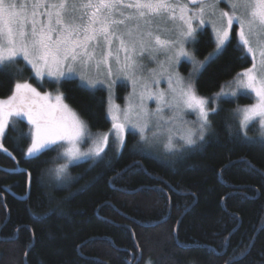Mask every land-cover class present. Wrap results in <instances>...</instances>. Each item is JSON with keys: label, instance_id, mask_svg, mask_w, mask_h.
I'll return each mask as SVG.
<instances>
[{"label": "trees", "instance_id": "trees-1", "mask_svg": "<svg viewBox=\"0 0 264 264\" xmlns=\"http://www.w3.org/2000/svg\"><path fill=\"white\" fill-rule=\"evenodd\" d=\"M193 48L200 60L215 50L210 30ZM250 61L229 48L198 75L197 94L212 101ZM13 91L14 81L0 76V99ZM62 92L92 131L110 129L106 91L73 80ZM253 102L221 99L215 134L173 157L152 155L129 133L121 152L107 147L105 163L71 166L70 182L49 175L55 152L26 157L25 122L9 127L12 155L0 148L4 264H137L134 256L139 264H264V144L226 131L234 109Z\"/></svg>", "mask_w": 264, "mask_h": 264}, {"label": "snow or ice", "instance_id": "snow-or-ice-1", "mask_svg": "<svg viewBox=\"0 0 264 264\" xmlns=\"http://www.w3.org/2000/svg\"><path fill=\"white\" fill-rule=\"evenodd\" d=\"M204 25H211L215 36V51L206 59L214 62L229 48L245 62L251 58V67L237 73L234 87L229 83L232 90L223 94H254L255 103L238 106L226 131L236 141L264 144V0H0V76L14 81L12 95L0 99V137L26 120L31 127L20 138L30 139L27 155L39 158L55 152L49 163L56 166L49 175L60 182L74 179L70 167L78 161L90 166L105 163L108 154L101 155L104 150L96 146L87 122L65 103L63 84L79 76L81 86L95 89L107 84L111 90L122 77L132 82L135 93L145 73L155 71L149 67L152 63L163 67L165 61L170 65L185 57L194 67L199 64V71L204 64L186 45L194 46ZM28 65L38 78L36 86L28 82L33 77L24 75ZM175 75V86L173 75L168 76L171 98L164 101L173 109L169 120L161 115L153 124L152 114L130 96L122 119L112 117L114 144L127 148L122 135L126 128L138 131L139 141L146 145L159 143L168 133L162 146L176 155L180 148L173 142L171 127H166L170 122L188 126L180 137L181 147L192 148L215 134L212 114L217 108L197 94L192 79L185 82ZM49 83L56 87L54 97L38 91ZM157 100L159 104L163 94ZM212 101L215 104L216 98ZM162 111L158 106L157 113ZM189 113L195 114V121L185 119ZM107 139L105 135V143ZM133 259L139 264L142 256ZM4 260L0 255V264Z\"/></svg>", "mask_w": 264, "mask_h": 264}, {"label": "rangeland", "instance_id": "rangeland-1", "mask_svg": "<svg viewBox=\"0 0 264 264\" xmlns=\"http://www.w3.org/2000/svg\"><path fill=\"white\" fill-rule=\"evenodd\" d=\"M206 29L210 30V33H211V35L213 37V40L215 42V36L212 33L211 25L200 26L199 27V33L200 32L201 33L204 32ZM186 50H188L191 55L195 56L196 61H198L200 64H204V67L208 64V62L211 61V59H204V60L198 59L196 57V55H195V51H194V48H193L192 45H186ZM206 58H209V55ZM160 60L164 61V57L161 56ZM24 63L26 64V62H24ZM149 67L151 69H154L155 71L154 72H146L145 73V79L137 82V85L135 87V93H134V90H133L132 82L128 81V80H125L122 77L117 81L116 85L111 90H109V88L107 87V84H104V85H99L98 84L97 87L95 88V89H99L100 88V89H103L104 91H106L107 102H108L107 115H108V119H109V121L111 123V127H110V129L107 132H94V131H92L90 129V127L88 125L89 131L91 132L92 136L95 138V140L97 142L96 146L97 147H101L104 150L103 152H101V155H103V153L105 152L107 147L111 143H113V141L116 139V137H115V129L113 128L114 121H113L112 117H113V115H116V116H118V117H120L122 119L123 110L125 109V107L127 106V103H128V99L127 98H129L131 96V98H132V100H133V102L135 104L142 103L144 108H145V110L148 113L152 114L153 124H155L156 120L161 115L163 116L164 120H169V118L172 116L173 109H170L167 106V104H165V102H164V101L170 100V98H171V91H170L169 80H168L169 74L171 73L173 75V85L174 86H175V82H176V75H175L176 73H178L180 77H183L185 82H187L189 79H192L193 82L195 83L198 75L201 73V71L204 68V67L203 68H199V71H197L196 68L199 67V64H197L194 67L193 62L191 60H188L185 57H180L178 63L172 62L169 65V63L165 61L163 67H161V66H159V65H157L155 63L150 64ZM27 70L29 71V75L28 76L33 77V79L29 80L28 82L29 83H33V86H36V82H37L38 78H35L34 70L31 69L30 65L27 66ZM190 74H191V76H190ZM45 79H48V78L45 76ZM74 80H76L78 82V84L81 85V82L79 80V76H76ZM230 83H233V87H234V82L231 81ZM145 84L147 85L146 88L144 87ZM231 90L232 89L229 88V83H228L226 85V87L222 90V92L218 96H216V103L215 104H213V101L208 100L209 105L213 106V107H216L217 110H218L219 101L221 99H235V98H237V97H231L230 95H224L223 94V93H228ZM38 91H42V93L43 92H47L52 97H54L56 95V87H55L54 84H51V83L45 84L42 89L38 88ZM60 91L62 92V89H60ZM141 93H143V98L142 99H141V95H140ZM160 94H163V100H160L159 104H158L157 97ZM249 96H251L253 98V100H254L253 103H255L254 94H250ZM65 103H67V102L65 101ZM249 105H251V104L242 105V106H240V108H243V107L249 106ZM158 106L163 109L162 113H157ZM70 108L72 110H74L72 107H70ZM185 119H187L189 121H195L196 116H195V114L189 113V114H187L185 116ZM24 122L27 124L26 120ZM161 123H163V121H161ZM28 127L30 128L31 126L28 125ZM166 127H171V136H172L173 142L176 144V146L178 148H180V153L185 151V150H187V149H190V148L181 147L183 145V141L180 139V137L185 134L186 128L188 126L180 124V123H177V122H170V124L167 125ZM7 130L8 129H6L5 134H6ZM129 133L135 134L138 137V140H139L138 131H136L135 129L126 128L124 133L122 134L123 137H124L125 144H126V141H127V135ZM5 134H4V136H5ZM105 135H107V137H108L107 143H105L104 140H103V137ZM167 135H168V133H166L164 137H161L159 143L153 142L151 144H147L146 145V144H144L143 141H140V142L144 146V148L148 152H150L152 155H154L156 153L159 156H164V157L165 156H167V157L171 156V157H173L175 155H172L170 153L165 152V150H164V148L162 146L163 143L166 142V136ZM4 136L0 137V145H2V147H0V148L3 151H4V149H6V147L4 145ZM200 143H202V142H200ZM200 143H198L197 145H199ZM114 145H115L116 149L119 152L122 151V149L119 148L117 144H114ZM91 146H92L91 144L88 145V147H91ZM80 147H82L83 150H87V148L85 146H80ZM5 152L8 153L9 155H12V153L8 149ZM177 154H179V153H177ZM26 157L27 158H32V157H29L27 155V151H26ZM82 162H84V161L83 160L78 161L77 164L82 163ZM145 264H148V262H146Z\"/></svg>", "mask_w": 264, "mask_h": 264}, {"label": "water", "instance_id": "water-1", "mask_svg": "<svg viewBox=\"0 0 264 264\" xmlns=\"http://www.w3.org/2000/svg\"><path fill=\"white\" fill-rule=\"evenodd\" d=\"M133 260H134V259H133ZM130 264H132V262H131Z\"/></svg>", "mask_w": 264, "mask_h": 264}]
</instances>
